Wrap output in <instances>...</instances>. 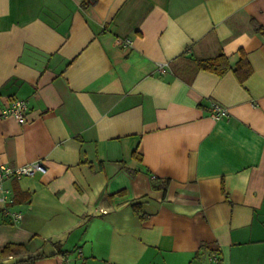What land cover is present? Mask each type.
<instances>
[{"label":"crops","instance_id":"obj_1","mask_svg":"<svg viewBox=\"0 0 264 264\" xmlns=\"http://www.w3.org/2000/svg\"><path fill=\"white\" fill-rule=\"evenodd\" d=\"M86 1L0 0V164L45 167L4 183L2 263L264 264V0Z\"/></svg>","mask_w":264,"mask_h":264},{"label":"built area","instance_id":"obj_2","mask_svg":"<svg viewBox=\"0 0 264 264\" xmlns=\"http://www.w3.org/2000/svg\"><path fill=\"white\" fill-rule=\"evenodd\" d=\"M130 39L124 41V46L129 45ZM161 73H167L169 68L167 63H162L158 66ZM214 116L221 117L227 115V110L219 103L213 104ZM28 110V103L26 100L17 99L12 104L2 110V116L14 117L18 121H24L26 119V112ZM45 169L41 161L31 162L24 165H8L0 164V203L6 205L10 201L11 191L4 186V183L9 178H23L31 176L37 171H43ZM4 213L6 215L11 214L15 220H20L22 214L19 212H11L4 206ZM62 264H87L86 258L81 247H77L74 251L73 257H66Z\"/></svg>","mask_w":264,"mask_h":264},{"label":"trees","instance_id":"obj_3","mask_svg":"<svg viewBox=\"0 0 264 264\" xmlns=\"http://www.w3.org/2000/svg\"><path fill=\"white\" fill-rule=\"evenodd\" d=\"M87 2L88 0L84 5ZM257 30L264 34V29L261 25L257 24ZM240 54V58L235 65L231 63L229 56L223 52L211 57H196L191 59V63L188 65L189 68L187 67V71H189L186 73L187 79L191 81L195 73L200 69L208 70L220 76L233 69L239 81L243 82L252 74L253 67L246 52L242 50ZM134 209L144 218L137 205H134ZM23 249H25V245L21 243H9L0 248V264H3L2 261L11 255H19ZM40 257L41 255H30L18 259L14 264H36Z\"/></svg>","mask_w":264,"mask_h":264}]
</instances>
